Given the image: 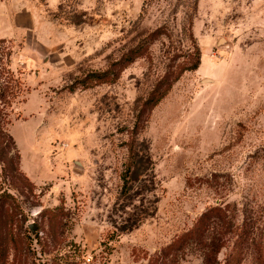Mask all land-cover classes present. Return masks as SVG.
Segmentation results:
<instances>
[{"label":"rangeland","instance_id":"rangeland-1","mask_svg":"<svg viewBox=\"0 0 264 264\" xmlns=\"http://www.w3.org/2000/svg\"><path fill=\"white\" fill-rule=\"evenodd\" d=\"M0 75V264H203L184 234L244 203L256 264L264 0H0Z\"/></svg>","mask_w":264,"mask_h":264},{"label":"trees","instance_id":"trees-1","mask_svg":"<svg viewBox=\"0 0 264 264\" xmlns=\"http://www.w3.org/2000/svg\"><path fill=\"white\" fill-rule=\"evenodd\" d=\"M200 65V61L195 63L189 70H197ZM1 76V75H0ZM180 74H177L172 81H177ZM170 85L168 86V89ZM1 90V89H0ZM154 95V94H153ZM165 94L158 96L157 98L151 96L147 100V104L155 105L159 99ZM3 95L0 94V100ZM3 101V100H2ZM10 139V138H9ZM11 140V139H10ZM5 140L0 136V146L4 147ZM10 143L7 142L5 146L7 150H10ZM9 147V148H7ZM13 149V148H12ZM132 148L130 151L132 152ZM16 164L19 163V153L15 152ZM133 161L130 162L126 170L124 171L122 178L124 181L123 190L128 191L129 175L132 169ZM0 195L2 198L4 195L7 198H11L10 194ZM5 197H3L4 199ZM7 203V199L5 200ZM243 208H235L231 205L222 206L221 204L213 206L205 211L195 223L194 227L184 234L183 239L180 241L178 249L188 247L190 244H194L195 248L203 255V264H218V257L221 251L226 246V237L228 233L232 232L233 245L227 255L225 264H241L243 255L247 249L250 235L256 233L258 226L257 211L254 207L249 206V203H244ZM241 214L242 223L240 224L235 219ZM6 219V222L14 221L15 215L9 210L0 206V229L2 227V219ZM256 250V264H264V242H258L255 245ZM2 254V252H1ZM158 263L168 264L165 259L158 260Z\"/></svg>","mask_w":264,"mask_h":264},{"label":"water","instance_id":"water-1","mask_svg":"<svg viewBox=\"0 0 264 264\" xmlns=\"http://www.w3.org/2000/svg\"><path fill=\"white\" fill-rule=\"evenodd\" d=\"M224 43H225V40L222 39L220 41V44H224ZM211 81L212 80H210V79H204V82H211ZM76 164H78L79 166L81 165L80 162H76ZM29 228L33 234H36V231H37V225L36 224H34V223L29 224Z\"/></svg>","mask_w":264,"mask_h":264}]
</instances>
